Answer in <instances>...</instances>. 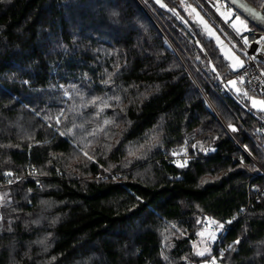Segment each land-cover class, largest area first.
I'll return each mask as SVG.
<instances>
[{
  "label": "trees",
  "instance_id": "trees-1",
  "mask_svg": "<svg viewBox=\"0 0 264 264\" xmlns=\"http://www.w3.org/2000/svg\"><path fill=\"white\" fill-rule=\"evenodd\" d=\"M143 1L160 28L137 0H0V264H188L211 220L217 264H264V113L189 5L227 24Z\"/></svg>",
  "mask_w": 264,
  "mask_h": 264
},
{
  "label": "built area",
  "instance_id": "built-area-1",
  "mask_svg": "<svg viewBox=\"0 0 264 264\" xmlns=\"http://www.w3.org/2000/svg\"><path fill=\"white\" fill-rule=\"evenodd\" d=\"M202 1L211 11L215 13L216 0H202ZM212 24L231 43V45L245 60L244 69L237 74H233V79L240 84H244L253 93L264 96V71L262 69L264 68V40H261V37H264V32L257 30V31L247 32L246 34L243 35H238L234 31H232V29H230L228 25L225 24L227 26V30L231 34V37L228 38L227 34L223 32V30L220 27L215 25V22H212ZM245 38H247V44H245L244 42ZM257 41L260 42L257 43ZM241 76L243 77V83H241L237 79L238 77ZM18 183H19L18 180H15L13 182L14 185ZM211 229L214 230L213 227ZM230 245H232V243L227 242L225 240V237L222 235L218 241V247H217L218 253H223L229 250ZM210 259L211 258L205 260H210ZM195 264H202V261L196 262Z\"/></svg>",
  "mask_w": 264,
  "mask_h": 264
},
{
  "label": "rangeland",
  "instance_id": "rangeland-1",
  "mask_svg": "<svg viewBox=\"0 0 264 264\" xmlns=\"http://www.w3.org/2000/svg\"><path fill=\"white\" fill-rule=\"evenodd\" d=\"M137 1H138L139 5L143 8V10L151 18V20L157 25V27H159V24H158L157 20L155 19V17L153 16V13L151 12V8L149 7V5L145 1H143V0H137ZM215 13H216V16L224 24H227L230 27V29H232V31H234L236 34L243 35V34H246L247 32H249V26H248L247 20L244 17H242L239 13H237L232 7H230L223 0H216ZM237 16L240 17L239 20L236 19ZM241 21H244V23L242 24ZM233 25L235 27H233ZM236 29H238L239 32H237ZM223 32H225V31L223 30ZM225 33L227 34L228 38L231 37V34L229 33V31H226ZM166 45H167V47L169 49H171L172 51H175L174 50V47H173V45L171 43V41L167 37H166ZM197 62L198 63L200 62V58L199 57L197 58ZM187 70L189 71V73L192 76V78L193 77L195 78V75H193V73L188 68H187ZM195 80H196V78H195ZM230 80H234L233 77L226 82V85L228 86V88H230L235 93L236 96H239V99L242 102L247 103L250 106V108H251L252 111H254V112H261V111H258L257 108H252L251 107V101L249 99H247L246 97H244L242 94L238 95L237 92H236V88H239L241 90V93H243L244 91H247L249 96L255 97L258 100H264V96H255V95H253L246 88V86L244 84H240L238 82H236L235 87H233L232 85L229 84V81ZM198 86H199V84H198ZM257 107H259V105ZM210 108H211V110L213 112H215V110L211 106H210ZM262 113H264V112H262ZM234 128L236 129V131H234V132H237L238 129L236 127H234ZM227 131L231 135V133L233 132L232 127H228L227 128ZM183 154H184L183 151H181L180 153H178L177 155H175L176 156V159L179 160V162L181 161ZM208 224H209V226H206L205 228H203L201 230L204 233V235L203 236H200L199 239L194 243V251L196 253V251H203L206 247H210L211 248V256H213L214 255L213 247H214V242H216V241L211 242L209 240V236L213 232H216V234L218 236V234L221 233V232H223V230L217 232V229L215 228V226L211 225L210 222H208ZM212 227L214 228V230L211 229ZM211 256H207L206 255L204 257H199V256L195 255L192 260H188V264H192V263L195 264L196 262H200V261H203L205 259L211 258Z\"/></svg>",
  "mask_w": 264,
  "mask_h": 264
},
{
  "label": "water",
  "instance_id": "water-1",
  "mask_svg": "<svg viewBox=\"0 0 264 264\" xmlns=\"http://www.w3.org/2000/svg\"><path fill=\"white\" fill-rule=\"evenodd\" d=\"M152 1L156 4L158 8L169 11L167 6L162 0H152ZM223 1L226 2L230 7H232L242 17H244L247 20V22L251 23L259 31L264 32V23H261L260 21L253 19V17L250 16L247 11V9H251L252 11L259 12L261 16H264V7L258 9L252 4H250L247 0H235V3H233V0H223ZM189 10L192 15V26L195 29L201 30L205 34L206 39L215 45V47L218 49L220 53V56L228 64L230 71L233 74H237L240 71H242L245 67V60L231 45V43L218 31V29L201 12L199 8L193 5H189ZM240 61H243V67L239 66ZM233 67L236 68L235 71H233ZM193 79L197 83V80H195L194 77ZM260 169L261 171L264 172V169H262L261 167Z\"/></svg>",
  "mask_w": 264,
  "mask_h": 264
},
{
  "label": "snow or ice",
  "instance_id": "snow-or-ice-1",
  "mask_svg": "<svg viewBox=\"0 0 264 264\" xmlns=\"http://www.w3.org/2000/svg\"><path fill=\"white\" fill-rule=\"evenodd\" d=\"M233 3H235V0H233ZM247 11H248L249 15L253 17V19H256V20L260 21L261 23H264V16H261L259 12L252 11L251 9H247ZM236 19L239 20L240 17L237 16ZM241 23L243 24L244 21H241ZM233 27H235V26L233 25ZM236 31L239 32L238 29H236ZM261 40H264V37H261ZM244 42H245V44H247V38L244 39ZM259 42L260 41H257V43H259ZM239 66L240 67H243V61H240ZM235 70H236V68L233 67V71H235ZM213 71H215V69H213ZM237 79L241 83H243V77L242 76L241 77H238ZM110 80H111V76H109V80H106L103 83L108 84L110 82ZM236 82H237L236 80H230L229 81V84L232 85L233 87H235ZM236 92H237L238 95L242 94L244 97H246L247 99H249L251 101V107L252 108H257L258 111L264 112V100H258L255 97L249 96L247 91H244L243 93H241V90L239 88H236ZM65 95H67V92L65 93ZM114 99L119 100V97H114ZM99 100H101L100 97H95V98H93L90 101V103L93 104V105H96L97 104V101H99ZM258 105H259V107H257ZM109 106L110 105H108L107 102L104 101L103 102V107L100 108V111H103V109L105 107H109ZM63 115H64L63 114V111L61 110L60 116H57L56 117V122L57 123H60L61 122L60 117L63 116ZM48 119H51V117H49ZM109 123H111V122L110 121H105V124L106 125L109 124ZM49 126L51 127V125H49ZM229 127H232V126L229 125ZM103 130H104L103 128L100 129V131H103ZM232 130L233 131H236V129L234 127H232ZM71 133H72V130L71 129H68L67 132H60V135L61 136H65V135H70ZM95 134H96L95 132L90 133V135H95ZM153 139H155V138L153 137ZM144 147H145L144 145H140L139 146V149H136V151H139L140 149H143ZM192 147L195 148L196 145H193ZM84 154L86 156L88 155L87 152H85ZM177 154L178 153H175V152L173 153V155H177ZM129 155L130 156H134L135 155V151H133L132 149H129ZM88 158L89 159H92V157H88ZM129 163H130V161H129ZM187 163H188V161L185 160L184 163H178L177 166L183 168V167H186L187 166ZM9 175H11V173H9ZM204 182L206 183L207 181H204ZM210 219L211 218H207L206 217L205 218V221L210 220ZM231 222L232 221H226L225 223H229L230 224ZM197 223L200 224V223H202V221H200L198 219L197 220ZM211 223L216 225L217 232H219V231H221V230L224 229V223H220V222H217L215 220H211ZM173 227H175V225H173ZM197 235L203 236L204 233L202 231H200V232H197ZM216 239H217L216 232L211 233L210 236H209V240L211 242H214V241H216ZM239 242H240L239 240H236V241H234V244H238ZM229 248L232 249V250H234V248L232 247V245H230ZM195 255H197L199 257H204L206 255L207 256H211V248L210 247H206L203 251H196ZM221 255H223V253H221ZM202 264H217L216 257L211 256V259L210 260H204V261H202Z\"/></svg>",
  "mask_w": 264,
  "mask_h": 264
}]
</instances>
